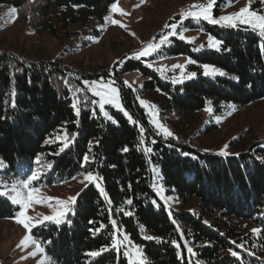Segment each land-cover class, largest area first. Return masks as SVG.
Wrapping results in <instances>:
<instances>
[{
	"label": "trees",
	"instance_id": "16d2710c",
	"mask_svg": "<svg viewBox=\"0 0 264 264\" xmlns=\"http://www.w3.org/2000/svg\"><path fill=\"white\" fill-rule=\"evenodd\" d=\"M113 1L0 0V15L15 10V20L30 31H46L72 48L80 35L99 34ZM236 1L217 0L213 15L218 17L227 3ZM253 1L256 9L260 0ZM187 26L220 41L219 50L173 38L164 55L196 61L187 63L185 72L197 75L182 83L150 68L152 57H123L114 71L124 109H111L116 123L100 114L86 90L76 115L65 81L77 80L66 68L0 49V174L39 171L40 179L33 184L49 186L87 172L98 177L77 192L62 224L45 222L33 228L55 264H139L140 256L132 259L123 249L111 248L113 235L119 240L125 234L130 241L125 248L139 250L145 264H264V139L243 152L221 155L167 136L151 123L137 92L118 78L138 71L144 89L163 95V115L172 112L186 119L207 108L218 116L229 105L243 108L264 99V37L259 31L204 20ZM203 65L225 74L205 76ZM214 127L208 124L204 133H213ZM84 155L92 162L84 164ZM161 190L181 203L194 199L197 210L168 206ZM15 209L0 198V219L13 216ZM185 241L194 255L187 253ZM105 246L110 250L101 255H86Z\"/></svg>",
	"mask_w": 264,
	"mask_h": 264
},
{
	"label": "rangeland",
	"instance_id": "374dc122",
	"mask_svg": "<svg viewBox=\"0 0 264 264\" xmlns=\"http://www.w3.org/2000/svg\"><path fill=\"white\" fill-rule=\"evenodd\" d=\"M206 3L207 0H115L109 5L103 17V22L98 27L99 34L80 35L72 48H69L66 43H60L46 31H30L24 23L15 20L12 10H8L0 15V49L15 52L33 60L53 61L66 68L74 80H77L76 83L65 81L70 88L74 102L77 100L79 102L85 101L83 95L85 90L89 95L95 97L94 100H99V97L93 95L90 86L85 85L86 81H99L95 85L97 88L104 82L111 83L115 81L114 86L119 90L122 105L120 88L114 71L119 67L123 57H133L135 53L153 42L154 37L158 42L162 32L166 34L171 30L164 27L166 24H179L182 12L195 10L192 8L193 5ZM253 3V0H238L235 3H227L218 17L213 15L214 4L212 15L213 18L218 19L221 16L232 15L243 7H249L250 10H255L258 14H264V3H260L256 9H252L251 5ZM113 4H116L122 12H113ZM112 21H119L124 27H121L120 24H114ZM199 21L192 18L184 19L182 28L178 27V33L183 29H187L184 31V41H191L199 47L204 45L203 48H208L207 42L211 35L202 31L191 30L187 26V24ZM173 38L179 39V36L170 37L171 43L162 46L158 52L147 56L152 57L147 63L148 66L151 65L150 68L156 69L162 77L166 75L172 81L176 80L182 83L190 79L188 78L189 73L185 72L188 58L180 55H164L172 45ZM176 64L185 66L184 76H181V69L173 68V65ZM103 70L106 71V77H94V75L102 74ZM118 78L123 79L124 82H127V85H131L137 92L139 104L142 99L147 104L154 106L149 108L147 105L140 104L149 115L150 121L156 129L163 133L153 123V120L162 124L175 137H180L183 141L192 143L205 151L219 154L221 149L228 145L226 149L228 154L243 152L254 142L264 139V99L243 108H235L229 105L224 108L222 115L213 116L212 112L209 114L208 111H203L192 119H186L182 115L172 112L163 115V95L158 91L144 89L143 76L138 71L120 74ZM78 88L82 90L76 91ZM81 94L83 97H81ZM96 106L99 109L98 104ZM111 109L121 111L112 105H105V111L108 112L109 116H111ZM100 114L105 117L101 111ZM208 124L215 126L213 133H204ZM2 168H4V165ZM84 175L73 176L75 179L71 177L51 186L43 182L33 184L34 187L40 189V197H51L53 199H45L43 203L32 205L28 209L27 215L32 217L33 222H35L41 220L44 215H53V209L59 210L62 206L57 204V200L68 202L70 205L69 198L75 196L88 183V181H83ZM26 176L0 174V183L11 185ZM162 191L160 192L162 200L168 206L180 210H197L194 199L181 203L175 196H167ZM12 206L16 208L13 216L0 219V264H40L41 261H44V264H55L46 251L45 245L32 232L31 235L35 243L29 241L26 246L20 244L21 240L28 235V232L23 225L17 223L18 206L13 204ZM64 220L65 217L59 224H62ZM36 244L44 249L43 253L36 251ZM129 252L133 253L131 255L132 259L139 258L134 249H129ZM30 253H34V255H30Z\"/></svg>",
	"mask_w": 264,
	"mask_h": 264
},
{
	"label": "snow or ice",
	"instance_id": "6c2138e0",
	"mask_svg": "<svg viewBox=\"0 0 264 264\" xmlns=\"http://www.w3.org/2000/svg\"><path fill=\"white\" fill-rule=\"evenodd\" d=\"M260 3H264V0H260ZM215 4V0H207L206 4H201V5H193L192 8L195 10H185L180 14L181 19L178 23H171V24H166L164 27L166 29H171L169 32L161 33L159 36L158 42H156V38H153V42L147 44L141 51L135 53L133 55V58L135 59H140L142 57H147L152 55L153 53L158 52L162 46H165L169 43L170 37H176L177 35L179 36L180 40H185L184 36V31L187 29H183L179 31L178 33V27L182 28L183 21L184 19L187 18H192L196 20H205L208 21L209 23L212 24H220L222 26L230 27V28H236L239 25H246L250 27L254 31H259L261 37H264V14H258L255 10H250L249 7H243L241 8L238 12L232 14V15H226V16H221L218 19L213 18L212 15V9ZM13 13L15 10H12ZM112 11L113 12H122L121 9H119L116 4L112 5ZM123 14V13H122ZM107 19V18H106ZM114 24H120L119 21H112ZM121 27H124V25L120 24ZM191 42V41H189ZM221 42L214 39L213 37L209 36L207 46L208 48H215L219 50ZM204 45H201V48H203ZM199 51L200 49H196ZM187 63H196V61H193L189 59ZM151 66V65H149ZM184 65L176 64L173 65V68H179L181 69V76H184ZM203 75L205 76H215V75H224L225 73L216 69L214 66L210 65H203ZM159 70V69H158ZM197 74L195 72L189 73L188 78H194ZM238 79V78H236ZM173 82H178L176 80H173ZM99 81H91V82H85L86 86H90L91 91L93 92V95L96 97H99V100H92V104H98L99 110L103 113V115L109 119L112 120L113 123H116V121L113 120L111 116H109L108 112L105 111V105H112L121 111H123L122 105L120 103V95H119V90L114 86L115 81H112L111 83L104 82L99 88L95 87ZM127 84V82H125ZM131 87V85H128ZM251 87V85H249ZM82 89H76V91H81ZM79 103V100L74 102L72 104V107L76 109V115H79V108L77 107V104ZM141 105H147L149 108H153V105L147 104L146 101L140 100ZM206 111L211 114L212 110L211 108L205 109ZM125 115H128L125 112ZM131 120V117H128ZM133 123H136L133 121ZM153 123L157 125V127L163 131V133L167 136H172V133L164 128L162 124H159L158 121L153 120ZM141 133H143L144 129H140ZM143 143V141H141ZM64 147H67V143L64 144ZM228 145H225L223 149H221L220 153L221 155H227V149ZM63 150V148H61ZM145 152L150 153L152 151L151 148H145ZM123 151H128L127 148H124ZM187 155V154H185ZM83 162L84 164L91 163L89 156L84 155L83 156ZM36 163H39V158H37ZM83 166V165H82ZM2 162H0V168H2ZM48 167H51V165H48ZM41 173L39 171H31L30 175H27L24 179L17 180L14 184L8 185V184H3L0 183V198H3L9 202H11L13 205L18 206L19 212H18V218H17V223L23 225V227L27 230L28 235H26L20 242L22 246H26L29 241L32 243H35V241L32 238L31 232L32 228L38 226V225H43L45 222H55L57 224L61 223L62 219L66 216V214L71 211V208L69 207V203L61 200H57V204L61 205L62 207L57 210L53 209L54 214L53 215H44L41 220H36L33 222V218L27 215L28 209L34 205V204H40L43 203L45 199L51 200L53 198L47 197L43 198L40 197V189L37 187L33 186V183L38 181L40 179ZM75 179V177H73ZM98 180V177L94 176L92 172H87L84 177L83 181H88L89 183H94ZM81 181V183H83ZM95 186L100 190L101 194L104 193V189L100 186L99 183H95ZM70 199L71 203H74L76 200V197L73 196ZM170 199V198H168ZM132 200L129 199L126 201L127 204L131 205ZM109 203L111 201L109 200ZM51 207V205H49ZM130 215L131 213H126ZM113 226L116 225V221H112ZM94 231L98 232L99 228L95 229ZM253 233H259L261 230L260 229H253ZM147 239L151 240L153 237H146ZM171 243L176 247L180 248L181 245L178 244L176 241H171ZM235 244V241L232 242ZM130 244V241L128 239V236L125 234L123 235L122 239H116L115 235L112 237V249H116L118 252L123 249V255L125 256H131L133 253L129 252L126 248L125 245ZM184 247L186 248V251L189 255H194L193 248L191 246L187 245V242L185 241ZM238 247L242 248L243 245H239ZM109 247L105 246L101 248L98 251H91L87 253L86 255L90 257H96L98 255H101L105 251H109ZM36 251L43 253L44 249L39 245L36 244ZM136 254L139 255L140 261L139 264H145L144 259H143V254L139 252V250H136ZM30 255H34V253H30ZM231 255L233 257H236L239 259V254L237 251H231ZM180 256V253L178 252V257ZM40 264H44V261H41ZM129 264H133V261H129Z\"/></svg>",
	"mask_w": 264,
	"mask_h": 264
}]
</instances>
